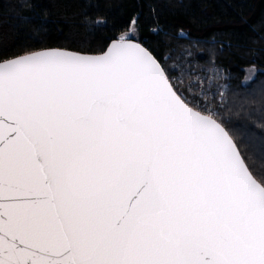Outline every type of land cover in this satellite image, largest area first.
I'll return each mask as SVG.
<instances>
[{
	"label": "snow or ice",
	"instance_id": "snow-or-ice-1",
	"mask_svg": "<svg viewBox=\"0 0 264 264\" xmlns=\"http://www.w3.org/2000/svg\"><path fill=\"white\" fill-rule=\"evenodd\" d=\"M94 25L96 51L0 56V264H264V165L215 60Z\"/></svg>",
	"mask_w": 264,
	"mask_h": 264
},
{
	"label": "trees",
	"instance_id": "trees-1",
	"mask_svg": "<svg viewBox=\"0 0 264 264\" xmlns=\"http://www.w3.org/2000/svg\"><path fill=\"white\" fill-rule=\"evenodd\" d=\"M137 14L157 53L175 60L198 43L201 63L215 60L227 98L251 117L229 127L252 162L264 165V0H0V56L43 47L96 51L110 33L94 21L118 26ZM250 66L258 72L245 82Z\"/></svg>",
	"mask_w": 264,
	"mask_h": 264
},
{
	"label": "rangeland",
	"instance_id": "rangeland-1",
	"mask_svg": "<svg viewBox=\"0 0 264 264\" xmlns=\"http://www.w3.org/2000/svg\"><path fill=\"white\" fill-rule=\"evenodd\" d=\"M257 72L258 69L255 66L248 67L246 69L245 82H249Z\"/></svg>",
	"mask_w": 264,
	"mask_h": 264
},
{
	"label": "water",
	"instance_id": "water-1",
	"mask_svg": "<svg viewBox=\"0 0 264 264\" xmlns=\"http://www.w3.org/2000/svg\"><path fill=\"white\" fill-rule=\"evenodd\" d=\"M69 49V48H68ZM71 50H74V49H71Z\"/></svg>",
	"mask_w": 264,
	"mask_h": 264
}]
</instances>
